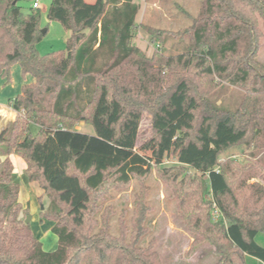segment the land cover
<instances>
[{"label":"trees","instance_id":"16d2710c","mask_svg":"<svg viewBox=\"0 0 264 264\" xmlns=\"http://www.w3.org/2000/svg\"><path fill=\"white\" fill-rule=\"evenodd\" d=\"M21 1L33 0H0V73L18 63L34 80L8 101L15 118L0 128V264H161L153 240L141 241L150 208L142 183L153 170L166 176L167 159L193 172L177 192L178 214L213 247L215 264L264 263L256 241L264 234V0H203L180 32L140 23L151 44L186 41L181 52L150 57L132 44L133 0H51L46 18L69 37L63 52L44 55L39 8L24 13ZM145 111L155 164L136 150ZM80 122L93 134L77 130ZM241 145L243 164L221 159ZM10 155L48 199L39 218L52 222L54 250L21 217ZM134 181L141 190L129 225L122 208L114 234V206L104 202Z\"/></svg>","mask_w":264,"mask_h":264},{"label":"rangeland","instance_id":"374dc122","mask_svg":"<svg viewBox=\"0 0 264 264\" xmlns=\"http://www.w3.org/2000/svg\"><path fill=\"white\" fill-rule=\"evenodd\" d=\"M51 0H39V28L41 36L36 43V49L39 55L49 52H63L66 46V40L69 32L65 31L62 26L55 21H49L46 18V11ZM139 5L137 17L135 20V37L132 44L139 47L147 57L154 52H164V54H175L181 52L186 41L175 40L176 37L168 36L163 43L156 41L151 44L149 36L144 31L140 23L155 27L169 32H180L191 24L190 17H197L200 13V6L203 0H133ZM22 11L27 13L32 4L21 1L18 3ZM176 47V49L174 48ZM163 49V50H162ZM258 60L264 63V37L261 39V48L257 55ZM34 80L30 75H23L18 63H13L8 67L7 73H0V108L7 107L8 101L13 99L21 91V87L30 84ZM8 112V111H7ZM5 114V113H4ZM0 116V126L6 122L12 121L7 119L3 114ZM8 116V115H7ZM15 118V117H14ZM151 114L148 111L143 112L140 121L136 150L139 154L148 158L151 163L155 164L154 142L152 141V128L150 126ZM75 128L82 133L93 134L91 126L85 123H78ZM36 126H31L35 133ZM146 146H143L145 145ZM244 146H235L223 152L221 159L232 158L238 159L243 164L245 162ZM13 165L12 179L19 187L18 200L22 206L21 217L25 220L26 215L30 216V229L33 235L40 241L45 251L54 250L56 247V236L50 231L52 222L43 219L40 221L39 214L47 204L48 199L43 194V189L37 182L29 181L25 174L26 164L23 159L16 155H10ZM159 168L167 169L166 176H161L158 171L153 170L151 176L142 183L147 189L144 197L146 204L150 207L147 212L146 234L142 237V244L146 245L153 240V251L157 253L161 264H215L218 255L213 251V247L206 243H198L197 236L191 234L185 226L184 221L178 214V197L177 192L185 182L190 180L193 172L180 168L175 159L164 160ZM158 168V169H159ZM186 173V174H185ZM189 177L185 178L184 177ZM254 181L252 179L250 182ZM141 185L134 181L125 189L113 191V196L104 202L114 206V218L111 222V232L117 234V217L125 209V222L129 225L131 216L132 201L135 193L140 192ZM206 199H209L205 196ZM42 206V210H41ZM214 210V209H213ZM211 212V217L215 219L216 211ZM257 243L264 247V234L258 233L256 236ZM246 258V257H245ZM246 264H259L255 259L246 258ZM264 264V263H262Z\"/></svg>","mask_w":264,"mask_h":264},{"label":"crops","instance_id":"0c3cea01","mask_svg":"<svg viewBox=\"0 0 264 264\" xmlns=\"http://www.w3.org/2000/svg\"><path fill=\"white\" fill-rule=\"evenodd\" d=\"M88 3L89 2H94L95 0H86ZM47 9H45L44 11H46ZM8 111V112H7ZM5 113V114H4ZM1 114H3L5 117H7V119H9V120H13L14 119V117H15V112L14 111H12L9 107H8V105H7V107L6 108H4L3 106H1V108H0V116H2ZM8 115V116H7ZM2 126H0V128H1ZM255 261H257V263H259V264H262V262H260L259 260H257V259H255Z\"/></svg>","mask_w":264,"mask_h":264},{"label":"built area","instance_id":"2783aa9c","mask_svg":"<svg viewBox=\"0 0 264 264\" xmlns=\"http://www.w3.org/2000/svg\"><path fill=\"white\" fill-rule=\"evenodd\" d=\"M32 8H39V0H33L31 4Z\"/></svg>","mask_w":264,"mask_h":264},{"label":"water","instance_id":"95a60500","mask_svg":"<svg viewBox=\"0 0 264 264\" xmlns=\"http://www.w3.org/2000/svg\"><path fill=\"white\" fill-rule=\"evenodd\" d=\"M41 210H42V206H41ZM29 221H30V216L26 215L24 223L29 224Z\"/></svg>","mask_w":264,"mask_h":264}]
</instances>
